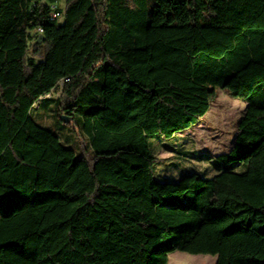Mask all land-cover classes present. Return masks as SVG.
Instances as JSON below:
<instances>
[{"label":"trees","instance_id":"obj_1","mask_svg":"<svg viewBox=\"0 0 264 264\" xmlns=\"http://www.w3.org/2000/svg\"><path fill=\"white\" fill-rule=\"evenodd\" d=\"M53 1L0 0V264H264V0H62L59 19ZM218 89L247 107L229 150L193 152L215 173L159 180L149 137ZM40 100L79 154L33 119Z\"/></svg>","mask_w":264,"mask_h":264},{"label":"rangeland","instance_id":"obj_2","mask_svg":"<svg viewBox=\"0 0 264 264\" xmlns=\"http://www.w3.org/2000/svg\"><path fill=\"white\" fill-rule=\"evenodd\" d=\"M60 5L64 6V1L60 0ZM60 88L61 86L48 96L58 97ZM246 107V100L232 97L226 90L218 89L209 110L196 124L178 131L170 138L161 135L150 136L152 153L163 159L162 163L155 167L156 177L159 180L174 181L191 171L213 175L215 170L211 162L198 159L193 152L214 158L229 150ZM32 117L37 123L56 133L64 145L79 154L81 144L86 141L85 136L75 123L69 124V121L64 122L61 119L53 102L40 100L33 108ZM235 169L242 171L245 168L241 163H237ZM216 260V255L174 251L169 254L167 264H215Z\"/></svg>","mask_w":264,"mask_h":264},{"label":"built area","instance_id":"obj_3","mask_svg":"<svg viewBox=\"0 0 264 264\" xmlns=\"http://www.w3.org/2000/svg\"><path fill=\"white\" fill-rule=\"evenodd\" d=\"M59 3H60V0H54L52 3H51V7H52V18H61L62 17V14L61 12L58 10L59 8ZM43 32V29L42 28H38L35 32L36 35H40L42 34ZM68 80V78L66 79Z\"/></svg>","mask_w":264,"mask_h":264},{"label":"water","instance_id":"obj_4","mask_svg":"<svg viewBox=\"0 0 264 264\" xmlns=\"http://www.w3.org/2000/svg\"><path fill=\"white\" fill-rule=\"evenodd\" d=\"M40 37H42V35H40ZM61 118L65 121L68 122L69 118L67 116L62 115Z\"/></svg>","mask_w":264,"mask_h":264}]
</instances>
